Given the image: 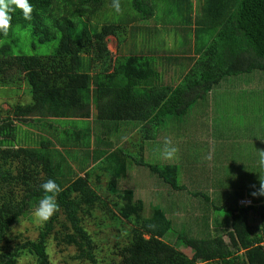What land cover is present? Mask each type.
<instances>
[{
    "label": "trees",
    "instance_id": "16d2710c",
    "mask_svg": "<svg viewBox=\"0 0 264 264\" xmlns=\"http://www.w3.org/2000/svg\"><path fill=\"white\" fill-rule=\"evenodd\" d=\"M29 2L34 6L32 19L26 20L16 9L11 13L8 36L0 33V86L25 82L30 95V101L16 102L7 115L0 116V264H19L23 255L32 258L31 264H52L47 252L49 239L57 246H72L71 258L88 264H264V195H253L261 182L256 183L252 175L256 181L243 180V174H250L246 169L244 173L235 171L227 159L226 163L219 160V166L209 156L201 161L198 158L196 166L206 161L214 174L213 190L236 189L233 204L219 205L193 188L190 179L182 180L184 174L176 163H148L143 156L144 141L164 136L156 134L161 123L184 131V126L193 128L185 125L192 109L200 116L210 110L217 116L222 106L234 103V95L227 92H216L208 102L207 97L223 78L253 70L264 72V0H120V13L112 8V0ZM162 2L167 6L163 10L167 25L173 20L177 28L181 20L190 36L194 32V57L197 55L192 66L180 68V78H170L171 82L166 81L167 73L173 71L168 63L192 57L164 59L156 48L137 54L132 53L138 50L135 46L126 45L133 30L139 33L134 25L140 21L154 19L158 30L156 23L162 19L154 15H159L155 13ZM109 17L111 21H106ZM25 30L33 48L56 40L52 51L26 53L14 38L15 32ZM109 36L118 43L114 55L108 47ZM243 99L244 94L241 103ZM90 117L99 124L96 140L104 144L110 134L119 139L127 129H138L143 136L134 143L137 154L120 145L111 150L91 148ZM196 117L189 122L195 124ZM79 120L89 125L80 128ZM230 122L245 128L240 121ZM230 122H222L225 128L221 132L235 139L240 134ZM69 123L76 126L69 128ZM28 127L37 129L33 137H28ZM231 141L235 143H228L237 149L239 141ZM72 159L78 160L77 167ZM132 163L148 166L173 192L188 190V194L211 202L213 210L223 207L230 215L226 228L205 232L202 226L193 236L189 226L182 227L188 230L174 228L172 207L167 204L150 203V211L145 212L144 200L135 198L132 188L118 186ZM49 179L62 188L56 195L59 210L39 225L36 238H22L8 246V233L39 205L46 195L41 185ZM103 179L104 190L110 195L104 194L107 199L97 191ZM240 198L251 202L241 205ZM86 217L97 227L125 226L113 234L112 251L119 263L98 257V244L83 224ZM256 219L258 224L252 225ZM173 235L176 238L171 244L169 236ZM179 246L190 248L192 254Z\"/></svg>",
    "mask_w": 264,
    "mask_h": 264
},
{
    "label": "rangeland",
    "instance_id": "374dc122",
    "mask_svg": "<svg viewBox=\"0 0 264 264\" xmlns=\"http://www.w3.org/2000/svg\"><path fill=\"white\" fill-rule=\"evenodd\" d=\"M163 5V2L161 3V5H158L156 9L158 11H156L155 14L159 15H154V17L158 16L162 19L159 24L156 23V26H158V30L154 29V19L140 21L139 23L134 25L137 27V32L139 33H136L133 30L131 32V42L129 39L127 40L128 43H126L128 47L131 46L132 48V46H135L138 49L136 51H133L132 53L145 54L147 51H140H145L148 48H156L160 52L159 55L164 57V59L166 57L172 58L173 55H176L177 58H179V54H181L185 49L190 48V30H186V25L181 26V20H178V23H176L177 28H175V25L173 24L175 22H173V20H170L169 25H167V20L165 19L166 16H164L163 13V10H166L167 6ZM111 19L112 18L109 17L106 21H111ZM104 22L105 20L103 19L101 23ZM184 26L186 28L183 29V32H178L179 30H182L181 28ZM176 29L177 31L175 32ZM14 38L18 46H20L28 54H48L52 51L56 43V40H54L46 44H37L36 47L33 48L31 46L30 33L26 30L24 32H15ZM108 47L113 55L117 52L118 43L115 37H108ZM168 65L171 67V69H173V71L167 73L169 79H167L166 81L171 82L170 78H173V80L176 81V78H180V74L178 72L182 66V63L179 61L176 62L171 60ZM240 87L243 88V92H239L238 88ZM216 92H218L219 95H222V93L220 92H227L234 95V103H228V106H222V111L219 112L217 116L215 115L216 113L214 114L212 110H210L207 115L205 114L203 116H200V114H195L197 112L196 110L194 111L195 108L192 109L189 118L185 120V125H187L188 127L193 126V128H187L186 126H184V131H182V129L181 131L176 130L174 126L169 127L164 123H161L156 128V134H158L159 132V134L162 133L164 134V136L159 135V138L156 141H144L143 156L145 161L148 163H176L177 165H179V168H181L180 174H184L182 180L188 178V180L186 179V181H189L190 179V184L193 185V188L195 187L199 191L208 194V196L212 200H214L216 204L229 205L233 204L236 200V195H234L236 189L231 188L230 191H228V189L213 190L212 186L214 185V183H212V180L214 174H211L209 172L210 167H208V162L203 161L201 165L198 164V166H196V160L200 158L201 161L204 156H209L210 158L214 155V152H217L216 148L214 149L213 147L211 139H214L213 136L215 137V139H221L222 136H227L223 135L221 132L222 127H224L221 125L223 121H225V123L227 124H229L228 122L230 121H233L234 123L236 121H240L245 127L240 130V133L242 135H235V139L226 137L230 140L239 141V143L237 144L238 148L236 149L238 152H249L252 149L257 148L258 145H254L252 143L254 139V137H251L253 136L252 132L258 133V135L264 139V72L253 70L249 73H243L233 77L228 76L223 78L221 82L216 85L214 89H212L209 97H207L208 102L212 101L211 99L209 100V98H211V96H214ZM243 94L244 99L241 103L240 96ZM235 96L238 97V99ZM19 101L22 103L30 101L28 87L25 82L16 84L11 83L6 86H0V116L7 115V111L11 107V105ZM212 104L214 105V103ZM216 107L221 108V106L219 105H216ZM240 107H246L247 110H242ZM245 113H248V115H245ZM194 115L197 116L196 118H198L195 124L192 121L189 122V120ZM89 120L92 133L91 148L111 150L115 146L120 145L127 146L131 150V153L137 154V146L134 143L143 136V134L138 133V129L133 127H131V129H127L128 131L123 133V137L121 136L119 139L113 137V134H110L108 142L104 144L103 142L96 140V135L98 132V130L96 131V129H99L97 128L99 124L95 123L92 120V117H90ZM169 121L170 119L167 120V122ZM79 122L81 123L80 128H82L84 124L89 125V122L85 120H79ZM74 126L76 125L69 123L68 127L72 128ZM100 129L104 130L105 128L101 126ZM27 130L30 132L28 137H33L34 134H36L37 129L35 127H28ZM126 136L129 137V139ZM165 138L170 139L172 141V146H175L180 151L177 152L175 159L167 160L163 157ZM128 141H130L131 143H129ZM243 144H245V147ZM209 145H212L213 152L211 151ZM223 153L229 154L230 151L226 147H224ZM76 155L79 158L82 155L81 150L78 151ZM210 159L216 162L221 160L222 157L216 155V159ZM239 159L240 158L237 157V160ZM72 164L77 167L79 164L78 160L72 159ZM224 166L225 164L223 165V167ZM243 168L246 169L247 173H251L248 170V168L252 169L251 167L247 168L245 166ZM226 169L227 168H225V170ZM81 173L83 174V171H81ZM242 178L243 180L248 181L249 176L243 174ZM218 185L219 184H217L216 186ZM118 186L120 189L132 188L134 191V197L142 198L144 200L145 212L147 213L151 208L149 206L150 203L151 206L152 204H167V207H172V210H170V212L172 213L170 217L173 220L175 226L174 228L176 230H188V227H182L189 226L192 229L190 230V235L194 236L197 231L200 232V228L202 226H204V228H202V231L207 232L210 228L211 230L217 229L216 227L218 226L225 229L226 227L224 228V226L229 223V212L224 211V209H222L223 207H218L213 210L211 207H214V205H211V202H207V200L203 199L200 196H193L188 194V190L176 192H173L174 190L171 191V189L165 183L161 182L156 174L150 171V168L148 166L138 165L134 163H132V165L128 164L126 176L119 180ZM104 187L105 180L103 179L101 181V184H99V189L97 191L104 199H107L104 194H106L107 196L110 195L106 190H104ZM211 192L213 194H211ZM227 192L229 193V195H227ZM250 202L251 200L249 198H240L238 203L241 205H247ZM173 206L176 208H174ZM37 207L38 206L32 207L24 217H21L13 225L12 229L7 235V238L9 239V242L7 243L8 246H12L22 238H36L38 234V227L41 224V222H39L33 215ZM97 214H100L102 216L100 211H97ZM83 224L90 235L95 238L94 240L98 244V249L100 250L98 251V257H105L110 259L111 261L116 260L117 263H119V259L114 255L112 251V243L115 238L113 234L115 235L117 233H120L121 231H119V228H124L125 226L120 225L119 228H110L107 226L97 227L89 217H86V220ZM256 224H258L257 219L253 220L252 222V225ZM174 228L172 227V231H170V234L173 233ZM167 238L168 237H165L166 241L170 240L171 244H174L176 238L175 235L169 236V240H167ZM1 245L3 246L4 244L2 243ZM179 248L189 256L192 254L190 248H186L184 246H179ZM47 252L52 264H88L84 261H77L71 258V256L74 254V248L72 246H57L55 241L51 239H49ZM32 261L33 260L29 255H23L19 259V264H31Z\"/></svg>",
    "mask_w": 264,
    "mask_h": 264
},
{
    "label": "clouds",
    "instance_id": "9594fccd",
    "mask_svg": "<svg viewBox=\"0 0 264 264\" xmlns=\"http://www.w3.org/2000/svg\"><path fill=\"white\" fill-rule=\"evenodd\" d=\"M112 8L120 13L122 11L120 0H112ZM19 9L23 13V17L26 20L32 19V13L34 6L29 0H0V33L7 37L11 28V13ZM165 147L163 149V157L167 160L176 158V154L179 151L178 148L172 146V141L165 138ZM260 163L264 164V150L260 152ZM41 187L46 195L40 200L38 207L35 209L33 215L41 223L47 222L58 210L59 206L56 201V195L62 191L60 185L54 180L49 179L44 182ZM253 195H264V181H261L260 188ZM149 227H155V225H149Z\"/></svg>",
    "mask_w": 264,
    "mask_h": 264
},
{
    "label": "crops",
    "instance_id": "0c3cea01",
    "mask_svg": "<svg viewBox=\"0 0 264 264\" xmlns=\"http://www.w3.org/2000/svg\"><path fill=\"white\" fill-rule=\"evenodd\" d=\"M190 43H191L190 49H187L188 52L186 54H184V51H183L179 55H180L181 58H183L184 55H187L189 57H192L193 59H187V60L185 59V60H182L181 61V63H182L181 69L188 70L190 68V66H192L194 60L197 57V55H195V57H194V52H193V50H194V32L192 33L191 39L189 40V44ZM173 61H175V60H173ZM176 62H178V61L176 60ZM238 90H239V92H243L244 91L242 87L238 88ZM231 123L232 122H230V125L229 126L233 129V131L235 133H238V134L242 135L240 133V130L243 129V127L241 125H232ZM222 128H225V127H222ZM252 133H253V136H251V137H254L252 143L254 145H258V146H257V148L252 149L249 152H246V151L238 152L235 149L236 146H233L232 147V143H228V141L229 142H233L230 139H228L226 137H222L221 139H215V137L213 136L214 139L213 140L211 139V142L213 144V147H214V149L217 148V147H219V149H217V152L216 153L214 152V155L211 158H215L216 159V155H218V156L221 155L222 159L220 161H223L222 163H226L224 160L227 159L226 161L231 164V167H233V169L235 168V171L237 169L238 170H243V173H244V170H245V168H243V167H245V166L247 168L248 167H251L252 169H249L248 168V170L251 172L250 175H249L250 176L249 178L250 179H253V180L256 179L257 181L256 180L255 181L257 183V182L264 181V164H261L260 163V152L262 150H264L263 149L264 139L261 138L258 135V133H255V132H252ZM219 143L220 144L222 143L221 144V147H220ZM243 145L245 147V144H243ZM209 147L211 148V151L213 152L212 145H209ZM224 147H226L230 151L229 154H224L223 153ZM237 148H238V146H237ZM237 157L240 158V159L237 160ZM220 161H216V162L214 161V162H215V164L219 165L218 162H220ZM251 184L255 185V182L253 181Z\"/></svg>",
    "mask_w": 264,
    "mask_h": 264
}]
</instances>
